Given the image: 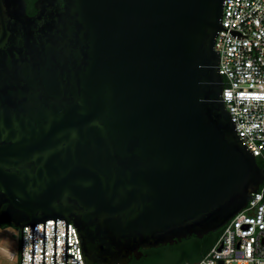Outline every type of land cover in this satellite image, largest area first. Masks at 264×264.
I'll list each match as a JSON object with an SVG mask.
<instances>
[{
  "label": "water",
  "instance_id": "1",
  "mask_svg": "<svg viewBox=\"0 0 264 264\" xmlns=\"http://www.w3.org/2000/svg\"><path fill=\"white\" fill-rule=\"evenodd\" d=\"M225 0H0V225L66 220L85 264L203 238L264 168L224 101ZM237 38L248 37L229 30ZM223 264V263H222Z\"/></svg>",
  "mask_w": 264,
  "mask_h": 264
},
{
  "label": "built area",
  "instance_id": "2",
  "mask_svg": "<svg viewBox=\"0 0 264 264\" xmlns=\"http://www.w3.org/2000/svg\"><path fill=\"white\" fill-rule=\"evenodd\" d=\"M224 28L215 48L220 50V72L225 78L224 101L236 122L239 136L256 157L264 160V0H225ZM247 208L226 226L208 253L195 264H264V183L253 193ZM44 223L34 226V264H43ZM68 263L85 264L76 227L68 226ZM55 220L45 225V264H54ZM66 220H57L56 264H65ZM22 264V233L20 241ZM15 257L14 253L11 255ZM33 226L23 235V264H32Z\"/></svg>",
  "mask_w": 264,
  "mask_h": 264
},
{
  "label": "trees",
  "instance_id": "3",
  "mask_svg": "<svg viewBox=\"0 0 264 264\" xmlns=\"http://www.w3.org/2000/svg\"><path fill=\"white\" fill-rule=\"evenodd\" d=\"M36 0H27L28 13L33 15L36 13L35 9ZM258 163L264 168V160L257 157ZM3 227L12 225H0ZM223 231V228L217 232H211L205 235L203 238H199L197 235L189 236L174 245L161 246L159 248H151L143 250V255L146 257L143 259V264H195L202 259L208 251L213 247L216 241L219 239ZM134 262L137 260L133 259Z\"/></svg>",
  "mask_w": 264,
  "mask_h": 264
},
{
  "label": "rangeland",
  "instance_id": "4",
  "mask_svg": "<svg viewBox=\"0 0 264 264\" xmlns=\"http://www.w3.org/2000/svg\"><path fill=\"white\" fill-rule=\"evenodd\" d=\"M21 232L14 226H0V264H20ZM14 252L11 257L8 251Z\"/></svg>",
  "mask_w": 264,
  "mask_h": 264
},
{
  "label": "flooded vegetation",
  "instance_id": "5",
  "mask_svg": "<svg viewBox=\"0 0 264 264\" xmlns=\"http://www.w3.org/2000/svg\"><path fill=\"white\" fill-rule=\"evenodd\" d=\"M146 257L144 255H142L140 258H137V260L134 262L133 259H135V257H133L130 262L128 264H143V259H145Z\"/></svg>",
  "mask_w": 264,
  "mask_h": 264
},
{
  "label": "crops",
  "instance_id": "6",
  "mask_svg": "<svg viewBox=\"0 0 264 264\" xmlns=\"http://www.w3.org/2000/svg\"><path fill=\"white\" fill-rule=\"evenodd\" d=\"M14 252H12L11 250L8 251L9 255H12ZM12 257V256H11Z\"/></svg>",
  "mask_w": 264,
  "mask_h": 264
},
{
  "label": "clouds",
  "instance_id": "7",
  "mask_svg": "<svg viewBox=\"0 0 264 264\" xmlns=\"http://www.w3.org/2000/svg\"><path fill=\"white\" fill-rule=\"evenodd\" d=\"M10 258H11V255H10Z\"/></svg>",
  "mask_w": 264,
  "mask_h": 264
}]
</instances>
